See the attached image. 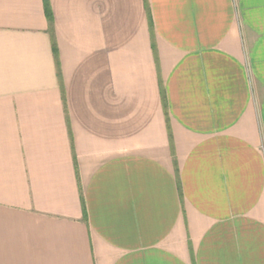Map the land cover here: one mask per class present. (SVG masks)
<instances>
[{
	"label": "crops",
	"instance_id": "0c3cea01",
	"mask_svg": "<svg viewBox=\"0 0 264 264\" xmlns=\"http://www.w3.org/2000/svg\"><path fill=\"white\" fill-rule=\"evenodd\" d=\"M0 264H264V0H0Z\"/></svg>",
	"mask_w": 264,
	"mask_h": 264
},
{
	"label": "trees",
	"instance_id": "16d2710c",
	"mask_svg": "<svg viewBox=\"0 0 264 264\" xmlns=\"http://www.w3.org/2000/svg\"><path fill=\"white\" fill-rule=\"evenodd\" d=\"M48 17H49V20H51L50 14L48 15Z\"/></svg>",
	"mask_w": 264,
	"mask_h": 264
}]
</instances>
